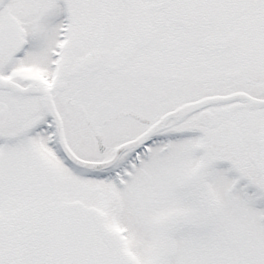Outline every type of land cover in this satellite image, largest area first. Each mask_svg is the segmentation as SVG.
I'll use <instances>...</instances> for the list:
<instances>
[{
  "label": "snow or ice",
  "instance_id": "6c2138e0",
  "mask_svg": "<svg viewBox=\"0 0 264 264\" xmlns=\"http://www.w3.org/2000/svg\"><path fill=\"white\" fill-rule=\"evenodd\" d=\"M0 264H264V0H0Z\"/></svg>",
  "mask_w": 264,
  "mask_h": 264
}]
</instances>
